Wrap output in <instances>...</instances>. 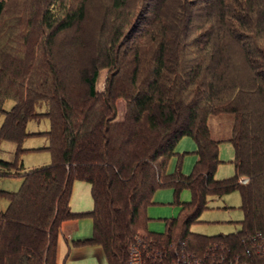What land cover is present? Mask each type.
Instances as JSON below:
<instances>
[{"label":"trees","instance_id":"1","mask_svg":"<svg viewBox=\"0 0 264 264\" xmlns=\"http://www.w3.org/2000/svg\"><path fill=\"white\" fill-rule=\"evenodd\" d=\"M8 1L0 0V22ZM124 1L111 0V8ZM149 1L151 8L140 11L121 43L127 22L89 60L53 52L56 36L83 21L84 1L63 12L55 7L53 14L49 2L39 6L35 16L49 48L43 58L23 60L6 40L0 46V141L16 144L19 161L26 151L22 143L32 135L27 123L46 117L50 127L43 135L51 157L47 165L22 170L20 163L21 172L4 175L22 181L15 192L0 190L8 201L0 210V264H58L63 223L83 216L92 219V235L80 243L100 245L108 264H130L132 258L139 264H264V0H175V37L172 26L163 24L166 0ZM194 15L202 16L204 30L187 41ZM143 22L156 49L150 75L141 79L143 55L131 42L142 34ZM102 68L109 74L98 93ZM8 99L13 106L4 110ZM40 103L47 105L44 112L37 110ZM220 114L231 116L227 141L234 151V175L222 179L215 175L221 141L208 125L210 116ZM183 136L194 140L197 160L188 175L179 166L169 173L168 161ZM13 165L0 159V166ZM75 180L90 185L89 211L70 209ZM163 187L174 190L180 212L164 219V231H151L146 209ZM184 188L191 198L180 202ZM233 191L241 198L238 229L191 231L209 201Z\"/></svg>","mask_w":264,"mask_h":264},{"label":"rangeland","instance_id":"2","mask_svg":"<svg viewBox=\"0 0 264 264\" xmlns=\"http://www.w3.org/2000/svg\"><path fill=\"white\" fill-rule=\"evenodd\" d=\"M40 1L42 5H40ZM81 1L85 2L86 16L81 23L75 24L72 28L60 32L56 36V42L53 47V52L56 55L73 53V55L77 57L89 60L95 47L98 48L100 43L105 42L109 34H113V31L118 34V28L122 23L127 22L126 27L121 29L119 36L117 35L121 43L125 35H128V31L135 22L138 14L140 15L142 12L141 10L144 9L145 6L150 7L149 4L151 3L149 0H145L144 4L141 0H125L122 7L117 9L111 8V0H46L45 2L44 0H10L7 3V10L2 18L3 20L0 22V36H4L2 39L0 38V46L6 40L5 44L8 48L12 51H18L20 58L23 60L28 58L34 61L43 58V54L48 48L45 46L47 31L38 23L39 17L35 16L37 14V9L39 6L41 9L44 8L45 3L49 2L47 3L48 8H51L52 12L50 11V13L53 14V8L55 7L59 9V12L60 10L63 12L70 7H76ZM175 3H177L175 0H166L162 6V10L166 13L163 24H170L172 26L171 34L173 37L177 35L176 32L177 29H179L176 26L179 22L175 23L176 20H174L173 17V10L177 5ZM196 9L197 7L194 5L192 12L195 13ZM203 22L204 19L202 16H193L187 33V41L192 40L198 33L204 30H199ZM147 28L148 27H145L143 22L140 27L142 34H136L131 42V44L138 43L137 46L139 47V51L142 52L141 54L143 55L140 56L142 58L139 63V77L141 79L149 77L153 67L151 56L156 49L155 41L151 39L150 35L147 36V34H145ZM204 28H207V26ZM232 48H236V46ZM191 49L192 48H189V50ZM121 50L123 52V49ZM234 53L235 56L238 50L234 49ZM149 56L150 58H148ZM132 57L133 52H129L126 64L127 69L130 71L133 68V63H130ZM108 74V68L100 69L96 81L98 93L104 92ZM12 106L13 101L8 99L4 102L3 109L9 110ZM38 106L37 110L40 112H44L47 109L45 103H40ZM123 107V101L119 100V111H122ZM230 117L229 115L220 114L210 116L208 119L211 136L221 141L219 144V157L222 162L218 165L215 174L219 179L234 175V167L231 162L234 151L232 145L226 138L232 124V119H230ZM2 121L3 116L0 114V125ZM49 127V120L46 117L40 120H30L28 122L27 131L36 132L38 134L30 135L23 141L22 147L30 148V150L21 154L19 159L20 162L14 160L16 144L11 141H0V159L8 162L14 161L12 167L0 166V190L15 192L21 185L22 180L20 177H8L4 176L5 174L17 171L21 172L22 170H28L50 163V153L45 148L48 145V141L43 134H39L49 130ZM175 152L176 153L168 161L167 171L173 173L179 166L184 175L190 174L197 160L196 144L194 140L189 136L181 137L175 145ZM20 163L23 165L22 170L20 169ZM175 198L174 190L171 187H163L155 191L153 203L146 209L147 216L149 217L147 223L149 230L156 232L164 231V219L176 217L179 214L180 206L175 203ZM190 198L191 193L186 188L182 189L178 196L180 202L189 201ZM7 203L6 199L0 198V210H4ZM240 204L241 198L238 191H233L221 198H213L209 201L208 209L204 210L201 214L199 221L191 226V231L204 235L234 232L239 228L236 222L242 219ZM92 208L93 199L90 185L84 181L75 180L73 182L70 198L71 211L80 213L89 211ZM67 223H73L74 226L73 229L70 230L71 226L63 227L64 225H62V230L57 240V263L108 264L100 245L80 243V241L92 235V219L89 216H83L74 221H67L66 224Z\"/></svg>","mask_w":264,"mask_h":264},{"label":"crops","instance_id":"3","mask_svg":"<svg viewBox=\"0 0 264 264\" xmlns=\"http://www.w3.org/2000/svg\"><path fill=\"white\" fill-rule=\"evenodd\" d=\"M27 124H28V123H27ZM29 133H31L32 135H33V134H38V133H36V132H29ZM39 134H43V132H42V133H39ZM226 136H227L226 138H228L229 133H228V135H226ZM213 138H214V137H213ZM214 139L219 140V139H217V138H214ZM25 149H26V151H27V150H30V148H25ZM14 160H15V156H14ZM167 172H168V171H167ZM7 202H8V201H7ZM7 204H8V203H7ZM6 207H7V205H6ZM63 225H64L63 227L71 226V227H70V228H71L70 230H72V229H73V226H74L73 223H70V224L67 223V224H66V222H64ZM68 232H69V231H68ZM67 235H68V234H67Z\"/></svg>","mask_w":264,"mask_h":264},{"label":"built area","instance_id":"4","mask_svg":"<svg viewBox=\"0 0 264 264\" xmlns=\"http://www.w3.org/2000/svg\"><path fill=\"white\" fill-rule=\"evenodd\" d=\"M242 182H244V180H241ZM130 264H139L138 261L136 260V258H132L130 261Z\"/></svg>","mask_w":264,"mask_h":264}]
</instances>
